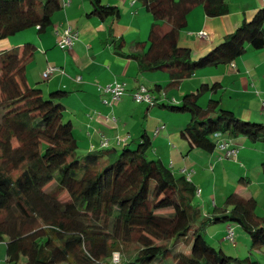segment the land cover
<instances>
[{"label":"trees","instance_id":"16d2710c","mask_svg":"<svg viewBox=\"0 0 264 264\" xmlns=\"http://www.w3.org/2000/svg\"><path fill=\"white\" fill-rule=\"evenodd\" d=\"M141 3L154 25L147 50L128 57L140 73L168 75L167 85L151 91L160 108L189 114V124L180 131L189 150L223 155L219 143L225 142L237 154L226 158L237 159L241 146L235 139L264 143V121L242 119L223 106L218 80L202 82L197 92H183L179 102L167 97L199 71L232 65L248 47L263 50L264 8L207 54L195 57L180 42L189 15L202 6L208 18L227 16L226 0ZM93 5L91 16L120 17L116 6L100 0ZM63 8V0H0V41L32 28L45 33ZM123 47L121 42L117 49ZM35 53L32 43L0 50V243H6L9 264L22 259L25 264H117L116 253L119 264H264L252 254L228 255L206 239L211 225L232 223L246 232L253 249H264V216L257 213L256 197L232 192L225 207L213 203L214 211L204 213L194 203L203 194L194 171L175 172L161 159L149 158L145 138L137 145L119 140L114 147L105 139L107 146L82 153L74 124L65 118L63 101L69 92L45 94L40 85L28 82ZM205 96L206 107L201 104ZM226 239L237 245L231 225Z\"/></svg>","mask_w":264,"mask_h":264},{"label":"crops","instance_id":"0c3cea01","mask_svg":"<svg viewBox=\"0 0 264 264\" xmlns=\"http://www.w3.org/2000/svg\"><path fill=\"white\" fill-rule=\"evenodd\" d=\"M93 1L63 0V10L55 14L53 25L45 33L39 34L37 28L29 29L0 41V50L34 44L36 53L27 69L28 82L32 86L40 85L45 94L57 89L69 92L63 101L67 108L65 118L74 124V135L82 153L101 149L105 139L109 140L110 147H114L118 146L119 140L137 145L145 138L150 143V154L171 166L175 172L194 171L189 167L188 156L199 150L190 151L180 132L179 136L175 135L177 131L173 126L168 131L165 124L156 136L155 131L161 123H156V126L150 124L151 118L156 119L154 110L135 102L133 98V93L140 86L152 90L158 84L165 86L169 83L165 73H140L137 63L128 57L129 54L147 50L154 18L141 0H100L104 5L118 7L120 17L102 19L91 16ZM226 2L230 6L227 16L208 18L202 6L189 15L188 27L182 32L180 42L182 46L190 47L195 57L207 54L245 19H251L259 9L264 8V0ZM67 28L78 33V39L70 50L57 45V33H63ZM200 32H205L206 36L200 37ZM121 42L124 47L118 50ZM48 67H59L62 72L44 79L43 74ZM211 78L213 82L218 80L222 83V90L217 96L221 97L223 106L235 111L242 119L264 121V49L257 51L248 47L246 53L232 65L199 71L184 81L180 89L174 90V94L173 91L168 92L167 97L179 102L183 92L191 91ZM117 83L126 85L127 95L120 102L110 104L111 96L105 89ZM160 113L158 118H164L163 111ZM183 123L180 120L178 129H183ZM208 155H202L208 162L214 158L221 160L222 157L219 151ZM192 165L195 168L196 164ZM196 173L194 171V175ZM193 179L198 187V181Z\"/></svg>","mask_w":264,"mask_h":264},{"label":"rangeland","instance_id":"374dc122","mask_svg":"<svg viewBox=\"0 0 264 264\" xmlns=\"http://www.w3.org/2000/svg\"><path fill=\"white\" fill-rule=\"evenodd\" d=\"M159 73L161 74V72ZM206 82L212 83L213 79L211 78ZM191 85L192 84H190V86ZM199 86H201V83ZM198 88L199 87H193L191 92H197ZM174 92L175 91L172 93L174 94ZM201 104L206 107L208 104V97H203ZM143 106L146 107L147 105L144 104ZM150 109L154 110L153 116L155 117L156 115L155 121L153 120L154 118H151L150 124L156 126L158 122H160L161 125H159V127L166 124L169 128L168 131H170L171 126H173L177 131L175 135L177 134L178 136L181 130L178 129L180 120L184 122V128L189 124L188 119H191L188 113L171 112L167 109L160 108L158 105H154ZM160 111H163L164 118H158ZM160 115H162V112ZM234 144L241 146L240 149L242 150L240 157L237 159H227L225 154H223V160L214 158L212 159L214 160L213 162H211L212 160L208 162L207 159H203L202 155H206L205 157L209 155L200 150L188 156V164L191 163L189 165V167L191 166L190 169L197 172V175L195 174L193 178L198 181V187L203 191L202 196L196 197L194 203L201 207L204 213L210 211L212 213L214 211L212 210L213 203H217L220 208L225 207L228 195L232 192H238L245 197L250 195L256 197L259 205L257 213L260 216H264V143H253L247 138L241 137L235 139ZM171 145H173V142H171ZM248 155L251 156V158ZM149 158L157 159V157L152 154L149 155ZM192 162L196 164L195 168H192ZM205 162L207 164L206 166H204ZM243 175L250 180H247V178L243 179ZM229 225L234 227L236 246H233L231 242L226 239V230ZM206 239L215 248H223L228 255L245 258L252 254V256H254L253 258L264 263V249H261V251L253 249L249 236L239 225L232 223L211 225L206 230ZM182 247L183 250H188V245L182 244ZM0 264H9L7 262L6 243H0ZM20 264H25V259H22Z\"/></svg>","mask_w":264,"mask_h":264},{"label":"built area","instance_id":"2783aa9c","mask_svg":"<svg viewBox=\"0 0 264 264\" xmlns=\"http://www.w3.org/2000/svg\"><path fill=\"white\" fill-rule=\"evenodd\" d=\"M58 34V40H57V45L61 49L64 50H70L72 49L74 42L78 39V33L73 32L70 28H67L64 30L63 33H57ZM200 37H205L206 34L205 32H200L199 33ZM62 72L59 68L57 67H48L46 72L43 74V77L45 79H48L51 75H53L55 72ZM105 91L110 94L111 96V101L110 104H115L118 103L123 96L126 94V85L125 84H115V85H110L108 86ZM134 100L137 103H145L150 106H154L157 104L156 101V95L147 87L145 86H140L133 94ZM165 97V95H163ZM262 108L264 109V102ZM165 128V126L159 127L155 131V135L157 136L160 131H162ZM108 141H105L103 143V146H107ZM219 149L222 152H225V154L229 156H235L236 157V151L235 149L229 148L228 144L224 143H219ZM232 235V234H231ZM120 261V256L118 253L114 255V262L119 264Z\"/></svg>","mask_w":264,"mask_h":264}]
</instances>
